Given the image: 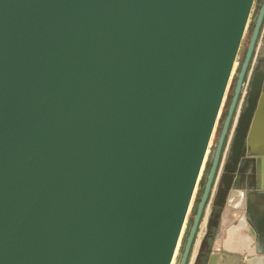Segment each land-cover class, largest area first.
I'll use <instances>...</instances> for the list:
<instances>
[{"label":"water","instance_id":"obj_1","mask_svg":"<svg viewBox=\"0 0 264 264\" xmlns=\"http://www.w3.org/2000/svg\"><path fill=\"white\" fill-rule=\"evenodd\" d=\"M254 2L0 0V264H172ZM263 26L264 0L180 264L238 200L250 249L206 264L264 262V70L224 154Z\"/></svg>","mask_w":264,"mask_h":264},{"label":"rangeland","instance_id":"obj_2","mask_svg":"<svg viewBox=\"0 0 264 264\" xmlns=\"http://www.w3.org/2000/svg\"><path fill=\"white\" fill-rule=\"evenodd\" d=\"M262 3H263V0H255V2H254V5H253L252 11H251V15H250V18H249V21H248V24H247V27H246V30H245V33H244V36H243L241 47H240V50H239V53H238V56H237V59H236V63H235V66H234V69H233V72H232V75H231V79H230V82H229V85H228V88H227V92H226V95H225V98H224V101H223V105L221 107L219 118L217 120V124L215 126V130H214V133H213V136L211 138V142H210V145H209V148H208V151H207V155H206L205 162H204V165H203V168H202V171H201L199 182L197 184V187H196V190H195V194H194V197H193L190 209H189V213H188V216H187V219H186V222H185V226L183 228L181 239L179 241V245L177 247V250H176V253H175V256H174V261H173L174 264H180V262H181V258H182L184 247H185V243H186L187 237L189 235L190 229L192 227L193 220H194V217H195V214H196V211H197L198 204H199V202L201 200V197H202V194H203V191H204L206 180H207V177H208L211 165H212V161H213V157H214L217 145H218V140H219L221 131L223 129V125H224L226 116L228 114L229 106L231 104V101H232V98H233V95H234L237 79H238V76H239V73H240V70H241V66H242V64L244 62V59H245V56H246V53H247V49H248V46H249V43H250V39H251V36H252V33H253V29H254L256 20L258 18L259 11H260V8L262 6ZM263 49H264V27L262 29V34L260 36V39H259L258 44H257L256 51L254 53L252 64H251V67H250L248 75H250L251 72H254L259 67V60L261 58V54L263 52ZM245 106H246V101H245L243 107L240 110L243 111ZM240 110H239V107H238V111H237V114L235 116V120L233 122L230 134L228 136V139H227V142H226V145H225L224 154L226 156H227V154L229 152V149H230V146H231V141L233 139V135H234L235 130H236V125H237V120H238V117H239V114H240ZM209 213H211V205L208 206L206 214H205L204 219L202 221V224H201V227H200V230H199V234H198V237H197V240H196V243H195V246H194L193 253H192V256H191L189 264L193 263V261H194L195 253L197 251L198 245L200 244L199 241H201V239H202V237L204 235V228H205L206 221H207V215ZM217 215H218V217H217ZM221 217H222V212H218L217 213L216 211H214L213 217H212L211 222H210V225H211V230L210 231L214 232V237L216 235L217 228H220V223H219V226H218L217 225V220L221 219ZM213 228H214V230H213ZM213 240H214V238L210 242H208V244H207L209 251L211 250V246L213 244ZM201 253H202V251H201ZM206 260L207 259H204L203 261L206 262ZM199 262L200 261L198 260L197 264H204V262H202V261L200 263Z\"/></svg>","mask_w":264,"mask_h":264},{"label":"crops","instance_id":"obj_3","mask_svg":"<svg viewBox=\"0 0 264 264\" xmlns=\"http://www.w3.org/2000/svg\"><path fill=\"white\" fill-rule=\"evenodd\" d=\"M257 116H258V119L260 117V127H259L258 137L262 138L259 140V142L260 141L264 142V102L263 104L261 103V107L259 109V113ZM261 166L264 167V162L261 164ZM262 181L264 182V172L262 175ZM236 207L237 205L235 206L234 210H231V208L227 206L225 208V211L221 219L217 220V225L219 226V223L221 224V222L223 221V226H221V228H217L216 235L214 237L210 252L213 251L221 255L224 253L238 255L239 253L240 254L246 253V251L250 249L249 243L252 242V240L249 239L247 241L243 237L246 234V229L236 228L238 225L239 218L243 214H245V212L238 211ZM216 212L218 213V211ZM259 230L261 233V237L258 238V235H256L254 242H256V244L257 243L259 244L258 246L259 248H264V228H260ZM206 262L204 264H206ZM217 264H220V263L217 262ZM260 264H264V262Z\"/></svg>","mask_w":264,"mask_h":264},{"label":"bare ground","instance_id":"obj_4","mask_svg":"<svg viewBox=\"0 0 264 264\" xmlns=\"http://www.w3.org/2000/svg\"><path fill=\"white\" fill-rule=\"evenodd\" d=\"M263 102H264V99H263V101H262V104H263ZM259 127H260V117H259V119L257 120V123H256V125H255V129H254V131H253V136H252V138H251L250 146H251V149L253 150V152H261V153H260L261 155H259V156L257 157V159H259L260 164H262V163L264 162V161H263V159H264V142H262V141L259 142V140L262 139V138H259V137H258V134H259ZM226 157H227V156H226ZM262 158H263V159H262ZM263 172H264V171H261V172H260V176H259V178H260V185L264 187V182L262 181V175H263ZM239 204H240V200H238V201H234V202L232 203V206H233V205H235V206L237 205V206H238ZM231 210H234V208H231ZM209 214H210V213H209ZM209 214H208V216H209ZM208 216H207V221H206V225H205V228H204V235H203L201 241H199L200 244L198 245L197 251H196V253H195L193 264H195V262H196V258H197V256H198V253H199V250H200V246H201L202 241H203V239H204V236H205V234H206V230H207V226H208ZM201 235H202V234H201ZM173 261H174V259H173ZM172 264H174V262H172Z\"/></svg>","mask_w":264,"mask_h":264},{"label":"built area","instance_id":"obj_5","mask_svg":"<svg viewBox=\"0 0 264 264\" xmlns=\"http://www.w3.org/2000/svg\"><path fill=\"white\" fill-rule=\"evenodd\" d=\"M253 73L254 72H251L250 75L247 76L246 81H245V83L243 85L240 101H239V104H238L239 110L243 107L245 101H247V97H248V94H249V91H250V85H251V79H252ZM237 111H238V109H237ZM241 112H242V110H240V113Z\"/></svg>","mask_w":264,"mask_h":264},{"label":"trees","instance_id":"obj_6","mask_svg":"<svg viewBox=\"0 0 264 264\" xmlns=\"http://www.w3.org/2000/svg\"><path fill=\"white\" fill-rule=\"evenodd\" d=\"M214 230V228H213ZM214 238V232L210 231L209 234L206 236V240L204 241L202 253H201V261L204 262V259H207L209 256L210 251L208 250V242H210ZM206 257V258H205ZM205 263V262H204Z\"/></svg>","mask_w":264,"mask_h":264},{"label":"flooded vegetation","instance_id":"obj_7","mask_svg":"<svg viewBox=\"0 0 264 264\" xmlns=\"http://www.w3.org/2000/svg\"><path fill=\"white\" fill-rule=\"evenodd\" d=\"M262 33V32H261ZM261 36V35H260ZM260 39V38H259ZM258 70H264V49H263V52H262V54H261V58H260V60H259V67L254 71V73L255 72H257ZM253 73V74H254ZM250 92V91H249ZM248 98V97H247ZM246 105H247V101H246ZM246 107V106H245ZM199 261L201 262V255H200V258H199ZM199 262V263H200ZM198 263V262H197Z\"/></svg>","mask_w":264,"mask_h":264}]
</instances>
